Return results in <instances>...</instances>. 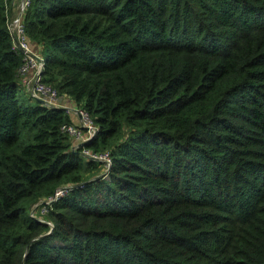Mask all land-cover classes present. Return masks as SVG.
<instances>
[{
  "label": "trees",
  "instance_id": "1",
  "mask_svg": "<svg viewBox=\"0 0 264 264\" xmlns=\"http://www.w3.org/2000/svg\"><path fill=\"white\" fill-rule=\"evenodd\" d=\"M29 2L42 82L111 165L70 150L64 108L22 102L0 0V264H264V0Z\"/></svg>",
  "mask_w": 264,
  "mask_h": 264
},
{
  "label": "built area",
  "instance_id": "2",
  "mask_svg": "<svg viewBox=\"0 0 264 264\" xmlns=\"http://www.w3.org/2000/svg\"><path fill=\"white\" fill-rule=\"evenodd\" d=\"M6 1V0H5ZM29 0H18L14 15H6L7 27L12 40L13 48L22 55V64L18 69L19 87L27 97L46 107L64 108L69 115H74L76 122L64 124L61 131L70 138V150L79 151L85 158L103 165L101 176L106 178L111 165V157L108 151L96 152L84 147V143L91 140L98 131L89 113L77 106L62 104L63 96L58 95L56 89L42 82L41 74L45 66V56L40 48L33 43L25 33L24 14L29 6ZM71 186L57 188L46 199L33 205L29 216L42 220L51 205L67 195ZM52 228V223L47 222Z\"/></svg>",
  "mask_w": 264,
  "mask_h": 264
},
{
  "label": "rangeland",
  "instance_id": "3",
  "mask_svg": "<svg viewBox=\"0 0 264 264\" xmlns=\"http://www.w3.org/2000/svg\"><path fill=\"white\" fill-rule=\"evenodd\" d=\"M10 1H11V0H10ZM16 80H17V83H19V78H18V77H17ZM21 92H23V89L21 90ZM23 94H24L25 96L27 95V94L24 93V92H23ZM24 95H23V96H24ZM25 96L22 98V95H21V99H22V102H23V103H27V102L35 103V101L29 100V99H28L27 97H25ZM61 103H62V104H66L64 100H62ZM71 116L73 117L74 121L77 120V118H76L74 115H71ZM102 168H103V165H102V164L98 165L97 170H99V171L96 170V171H95V172H97L96 174H99L100 171H102ZM96 174H95V175H96ZM52 226H53V224H52Z\"/></svg>",
  "mask_w": 264,
  "mask_h": 264
},
{
  "label": "crops",
  "instance_id": "4",
  "mask_svg": "<svg viewBox=\"0 0 264 264\" xmlns=\"http://www.w3.org/2000/svg\"><path fill=\"white\" fill-rule=\"evenodd\" d=\"M17 3H18V0H11V4H10L11 6L9 5L11 9H9L8 15L10 16L14 15Z\"/></svg>",
  "mask_w": 264,
  "mask_h": 264
}]
</instances>
